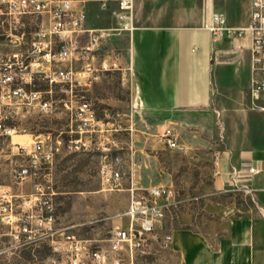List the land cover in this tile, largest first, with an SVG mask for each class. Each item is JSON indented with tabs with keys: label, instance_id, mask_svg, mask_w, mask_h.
<instances>
[{
	"label": "rangeland",
	"instance_id": "rangeland-1",
	"mask_svg": "<svg viewBox=\"0 0 264 264\" xmlns=\"http://www.w3.org/2000/svg\"><path fill=\"white\" fill-rule=\"evenodd\" d=\"M163 2L159 22H183L205 28L214 11L222 13L230 27L243 25L249 7V0H191V8L187 0ZM74 4L85 7L91 27L115 24L113 4L106 9L93 0ZM0 6L3 8L0 73L5 63H12L15 81L22 75L27 89L47 91L45 95L52 100L51 109L42 112L32 105L5 104L7 99L0 97L8 114L6 122L16 126L15 134H25L28 144L30 134L49 133L54 143L56 139L61 140L56 144L52 163L38 176L17 183L0 167V192L19 194L15 197L20 205L18 209L27 207L21 202L29 199L34 182L39 181L50 187L48 192L52 191L56 228H65L92 246L106 247L112 227L127 222L119 214L129 204L132 184L173 185L175 201L168 206L154 231L134 250V264H177L176 255L169 249L170 241L164 238L174 228L189 227L215 236L222 232L224 218L243 215L260 220L264 231V172L255 177L245 176L236 185L224 182L218 174L222 152L241 155L247 150L260 149L264 162V110L253 108L248 96L251 70L247 42L224 36L214 54L213 125L209 133L186 129L176 136L178 146L168 148L162 142L136 136L133 126L127 130L129 116L121 114L113 121L116 130L108 131L104 126L100 132L83 138L88 150L73 149L69 147V139L76 134L69 131L70 109L87 100L102 120L106 112L127 114L131 111V90L122 82L119 70L108 71L91 85L77 86L72 91L64 83H50L44 73L32 74L31 40L36 18L27 12L8 13L4 3ZM10 139L0 137V146H10ZM19 162L26 161L20 158ZM103 165L121 174L119 184L105 181L106 176L100 172ZM9 244L8 239L0 238V248ZM50 254L46 243L32 244L19 250H4L0 253V264H48Z\"/></svg>",
	"mask_w": 264,
	"mask_h": 264
},
{
	"label": "built area",
	"instance_id": "built-area-1",
	"mask_svg": "<svg viewBox=\"0 0 264 264\" xmlns=\"http://www.w3.org/2000/svg\"><path fill=\"white\" fill-rule=\"evenodd\" d=\"M76 1L84 0H0L6 4L8 13H32L36 21L32 32L31 56L41 57L48 63L59 64L54 70L44 73L50 83L61 82L67 89L77 86H89L108 71L130 70L122 66L118 54L105 50L107 40L118 34H130L134 29L135 0H93L106 9L113 4L115 24L109 27H87V12ZM0 13L3 8L0 6ZM213 43L220 42L224 36L231 40L248 43L251 76L248 84V96L253 107L264 102V0H249L248 20L245 24L230 27L225 16L212 12L207 25ZM83 36H85L84 39ZM213 47V56L217 53ZM16 55H13L15 57ZM100 57V59H97ZM215 58V57H214ZM0 73V97L7 99L8 105H32L38 111L51 109L52 100L47 91L27 89L25 78L21 75L15 81L12 63H5ZM0 102V137H12L17 131L15 125L8 124V114ZM262 107V106H260ZM121 114L128 115L127 130L132 128L131 111L127 114L119 111L106 112L105 120L98 118L87 100H81L75 109L69 111V131L76 134L69 139V147L88 150L84 137L106 130H116L114 120ZM219 115V112H217ZM31 136V143L13 142L0 146V167L7 170L12 178L21 183L27 177L38 176L41 170L52 163L56 139L51 140L49 133ZM160 141L168 148L178 146L173 129L166 127L160 135ZM108 149V147H106ZM23 158L25 163L19 162ZM261 170L252 160L232 166L228 171L230 184H239L245 176L253 177ZM113 172L114 174L108 172ZM105 181L119 184L121 174L111 167L103 165L100 169ZM124 174V171L121 172ZM50 188L35 181L29 199L23 200L22 207L17 205V194L2 190L0 192V238L10 242L4 250L31 247L32 244L46 243L51 251L48 264H134L133 253L142 244L145 237L154 231L165 216L168 206L175 201L176 190L173 185L155 184L147 187L131 185V196L126 210L119 214L126 223L117 224L110 230L106 247L92 246L88 240L80 239L65 228H56ZM168 242L170 234L164 236Z\"/></svg>",
	"mask_w": 264,
	"mask_h": 264
},
{
	"label": "crops",
	"instance_id": "crops-1",
	"mask_svg": "<svg viewBox=\"0 0 264 264\" xmlns=\"http://www.w3.org/2000/svg\"><path fill=\"white\" fill-rule=\"evenodd\" d=\"M187 2L191 8V0ZM162 10L163 0H135L133 31L118 34V38L114 35L105 45L118 54L122 66L131 67L119 73L133 95L130 110L134 134L156 143L161 142L166 127L176 136L186 129L204 133L212 130V56L213 47L219 48L221 43L212 42L207 27L159 22ZM247 20L248 13L245 23ZM87 21L88 13L86 26L91 27ZM58 65L32 57V74L48 73ZM259 105L262 107H252L264 110V102ZM249 160L261 167L253 177L264 172L260 149L241 155L222 152L219 177L229 183L231 167ZM261 224L254 217L239 215L224 218L222 232L215 236L189 227L174 228L169 249L176 255L177 264H264Z\"/></svg>",
	"mask_w": 264,
	"mask_h": 264
},
{
	"label": "bare ground",
	"instance_id": "bare-ground-1",
	"mask_svg": "<svg viewBox=\"0 0 264 264\" xmlns=\"http://www.w3.org/2000/svg\"><path fill=\"white\" fill-rule=\"evenodd\" d=\"M25 136V134H13L12 139L14 142H25Z\"/></svg>",
	"mask_w": 264,
	"mask_h": 264
}]
</instances>
